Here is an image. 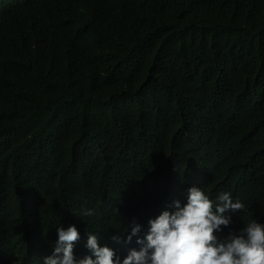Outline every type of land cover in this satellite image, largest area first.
<instances>
[{"label": "trees", "instance_id": "trees-1", "mask_svg": "<svg viewBox=\"0 0 264 264\" xmlns=\"http://www.w3.org/2000/svg\"><path fill=\"white\" fill-rule=\"evenodd\" d=\"M192 186L264 222V0H0V264L123 258Z\"/></svg>", "mask_w": 264, "mask_h": 264}, {"label": "clouds", "instance_id": "clouds-1", "mask_svg": "<svg viewBox=\"0 0 264 264\" xmlns=\"http://www.w3.org/2000/svg\"><path fill=\"white\" fill-rule=\"evenodd\" d=\"M174 211L165 210L150 219L149 230L140 237L141 225L133 223L124 242L137 237L139 250L130 249L121 258L115 248L100 246L98 236L88 234L86 248L90 255L76 259L75 243L80 239L74 226L57 228L58 240L52 255L43 264H264V222L251 219L233 230V217L245 205L228 192L215 200L198 186L187 191V202H174ZM88 210L83 215L91 216ZM226 236L218 235L224 233ZM126 232L127 229H124ZM112 240L121 242L120 235Z\"/></svg>", "mask_w": 264, "mask_h": 264}]
</instances>
